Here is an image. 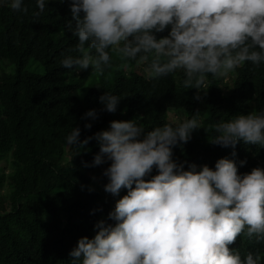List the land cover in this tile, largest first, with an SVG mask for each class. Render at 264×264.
I'll return each mask as SVG.
<instances>
[{
    "label": "clouds",
    "instance_id": "clouds-1",
    "mask_svg": "<svg viewBox=\"0 0 264 264\" xmlns=\"http://www.w3.org/2000/svg\"><path fill=\"white\" fill-rule=\"evenodd\" d=\"M6 3L27 11L23 0ZM35 4L33 15L39 16L46 0ZM70 13L64 30L77 38L81 55H63L60 64L75 72L90 68L103 75L115 53L124 68L142 63L148 80L182 71L180 86L199 91L208 88L209 76L227 78L245 62L264 64V0H71ZM166 27L167 36L157 39L154 33ZM120 98L108 91L98 97L109 113ZM85 118L95 120L96 111H86ZM212 127L213 144L229 147L240 140L264 147V109ZM198 128L199 113L150 131L136 120L110 121L106 130L82 140L80 128L71 129L65 143L75 154L95 140L99 151L92 166L110 161L102 171L103 191H127L95 222L91 239L77 240L69 264H262L259 253L241 259L228 245L242 233L264 241V170L238 175L228 158L218 159L214 170L202 165L197 171L195 164L184 170L183 161L172 159V146L187 142ZM153 168L157 174L145 180Z\"/></svg>",
    "mask_w": 264,
    "mask_h": 264
},
{
    "label": "trees",
    "instance_id": "trees-1",
    "mask_svg": "<svg viewBox=\"0 0 264 264\" xmlns=\"http://www.w3.org/2000/svg\"><path fill=\"white\" fill-rule=\"evenodd\" d=\"M70 3L46 0L39 16L33 15L35 0H23L24 12L0 5V64L11 68L0 71V192L3 187L9 191V209L0 196V264H69L68 253L77 240L91 239L95 222L106 218L115 201L126 194L123 188L115 196L103 191L107 178L102 171L110 161L92 166L99 151L95 140L77 154L66 146L65 137L73 127L80 128L82 140L106 130L110 121L136 120L150 131L172 122L169 110L180 111L184 118L199 113L201 128L194 129L187 142L172 146V159L183 161L184 170L188 164H195L197 171L202 165L214 170L220 158L234 160L238 175L257 167L264 170V147L240 140L229 147L211 143L215 123L264 109V64L245 62L227 89L220 79L209 76L208 88L198 91L180 86L182 71L148 80L133 68L135 61L129 62L126 72L122 61L110 53L111 67L79 97L91 69L78 74L60 64L63 55H81L75 50L77 38L64 30L71 20ZM169 30L154 36H167ZM31 61L42 72L26 71ZM105 91L121 97L115 112L103 110L98 97ZM90 109L97 118L81 119ZM85 123L91 127L85 129ZM87 173L95 174L98 188L91 187ZM155 174L153 168L144 179ZM228 247L241 259L248 252L259 253L264 264V241L242 233Z\"/></svg>",
    "mask_w": 264,
    "mask_h": 264
},
{
    "label": "rangeland",
    "instance_id": "rangeland-1",
    "mask_svg": "<svg viewBox=\"0 0 264 264\" xmlns=\"http://www.w3.org/2000/svg\"><path fill=\"white\" fill-rule=\"evenodd\" d=\"M1 4H7V3H6V0H0V5H1ZM5 67H6V68H5ZM5 67L3 66V63H1V64H0V71L3 70V71L6 72V71H9V69H11L10 67H8V66H6V65H5ZM143 67H144V66H143L142 63H137V62H136V64L134 65L133 68H134L135 70H137L138 72H142V73H143ZM130 69H131L130 67L125 68V71H126V72H129ZM25 70H26V71H30V72H37V73L42 72V68H41L38 64H36V63H34V62H32V61L28 63V65L26 66ZM82 72H83V70H80V71H78V74H81ZM143 74H144V73H143ZM98 77H99V75H96V74H93V73L90 74V75L85 79L83 87L79 89V91H78V96H79V97H82V96L84 95V93H85L87 87L89 86V84H90L91 82H93L94 80H96ZM233 78H234V74H233V73H229L228 76H227V78H218V79H220V80L222 81V83H223L225 89H227V88H229V87L231 86L232 81H233ZM168 118H169V120H171L172 122H176L178 119H182V118H184V116H183V114H182L180 111L176 112V111L169 110V111H168ZM2 165L5 166L6 164L3 162ZM2 165H1V166H2ZM86 177H87L88 179L92 180V181H91V183H92V184H91V187H92V188H98V185H97V182H96L95 174H93V173H87V174H86ZM8 192H9V191H8V188H6V187H3V189H2L1 192H0L1 199L4 200V204H5L6 209H9V204H8V200H7Z\"/></svg>",
    "mask_w": 264,
    "mask_h": 264
}]
</instances>
